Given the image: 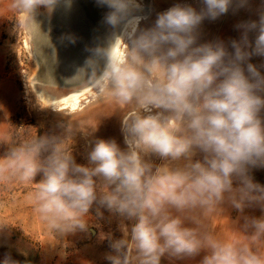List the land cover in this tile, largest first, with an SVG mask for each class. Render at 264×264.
I'll return each instance as SVG.
<instances>
[{
	"label": "clouds",
	"instance_id": "9594fccd",
	"mask_svg": "<svg viewBox=\"0 0 264 264\" xmlns=\"http://www.w3.org/2000/svg\"><path fill=\"white\" fill-rule=\"evenodd\" d=\"M96 2L107 8L106 34L86 49L71 79L87 78L94 100L123 110L124 147L95 139L86 163H77L71 128L33 136L0 155V185H34V213L60 236L99 229L92 210L96 220L106 210L122 233L118 239L98 234L108 242V264L201 254L198 264H264V185L251 174L264 168V73L250 62L264 57V12L239 24L240 38L226 45L200 43V27L247 0H200L199 9L176 3L150 26H142L141 0ZM57 3L13 0L11 6L24 19ZM226 207L243 220L240 231L209 226ZM246 209L261 215H245ZM8 229L0 217L2 264H20Z\"/></svg>",
	"mask_w": 264,
	"mask_h": 264
},
{
	"label": "rangeland",
	"instance_id": "374dc122",
	"mask_svg": "<svg viewBox=\"0 0 264 264\" xmlns=\"http://www.w3.org/2000/svg\"><path fill=\"white\" fill-rule=\"evenodd\" d=\"M12 2L0 0V155L33 136H59L69 128L72 129L71 146L77 163H86L84 153L95 139H115L124 147L123 110L114 104L94 100L87 78L71 79L87 57L86 49L93 47L97 38L105 36L103 17L107 8L99 6L96 0H58L53 9L39 7L21 19L22 14L11 6ZM141 2L146 15L142 26H150L157 13L176 3H189L197 9L201 6L200 0ZM62 6L81 9L84 22L80 23L85 24V27L81 26L82 32H77V37L83 39L82 44L74 52L77 55L85 50L81 59L71 64L73 68L68 69L70 75L67 77L59 72L63 65L62 52L55 45L64 31L61 21L56 19ZM261 12H264V0H247L244 7L234 6L215 20L206 19L199 30V42L221 40L230 45L232 40L240 38L237 26L258 19ZM70 23L77 25V18L71 19ZM43 26H46L50 40L41 39ZM69 51H73L72 48ZM69 51L67 49V53ZM250 62L264 73V57L254 56ZM76 93L83 95L82 107L72 110L64 99ZM251 174L256 182L264 185V168L253 169ZM33 188L34 185L19 183L0 185V217L8 221L10 241L22 253L13 249V258L20 264H108L104 259L110 251L108 242L98 240V234L100 231L111 232L113 238H121L118 219L110 218V214L102 209L104 218L96 220L93 208L92 222L98 223L99 229L93 227L90 233L77 232L66 237L49 232L29 202ZM5 251L6 248L0 247V264ZM162 264L176 263L163 259Z\"/></svg>",
	"mask_w": 264,
	"mask_h": 264
},
{
	"label": "bare ground",
	"instance_id": "6f19581e",
	"mask_svg": "<svg viewBox=\"0 0 264 264\" xmlns=\"http://www.w3.org/2000/svg\"><path fill=\"white\" fill-rule=\"evenodd\" d=\"M81 10V9H80ZM77 10L73 8H65V7H60L58 9V15H57V20L61 21L62 27H63V35L61 38H59L57 41H55L56 48L59 52H62V63L64 65L61 66L59 72L63 74L64 77H67L70 75V72L68 71L69 68L71 67V64L74 62V60H80L81 55L83 54L85 48L83 49V52H74L76 49L79 50V46L81 45L82 40H80L77 37V32H82L83 29H81V26L83 25L80 22H84L83 20V13L82 10ZM77 18V25L71 26V19ZM85 27V24L83 25ZM85 29V28H84ZM42 30H44V34H40L41 39L44 41L50 40V36L47 33V28L46 26L42 27ZM39 33V32H38ZM74 40V42H72ZM77 46V47H76ZM72 48L73 51H69ZM76 48V49H75ZM82 48V47H80ZM67 49L69 53H67ZM75 49V50H74ZM61 54V53H60ZM75 56V57H74ZM80 93V92H79ZM79 93L72 94L71 96H67L64 101L66 102L67 106L71 108L72 110H76L82 107V97L83 95H80Z\"/></svg>",
	"mask_w": 264,
	"mask_h": 264
},
{
	"label": "crops",
	"instance_id": "0c3cea01",
	"mask_svg": "<svg viewBox=\"0 0 264 264\" xmlns=\"http://www.w3.org/2000/svg\"><path fill=\"white\" fill-rule=\"evenodd\" d=\"M245 215H255L259 217L261 212L259 209H246ZM243 220L240 218L236 210L231 208H225L218 218L215 219L214 223L209 222L210 227H214L217 232L231 233L233 231H240L242 229ZM201 256L195 257L194 259L188 260H175L176 264H198V261L202 258Z\"/></svg>",
	"mask_w": 264,
	"mask_h": 264
}]
</instances>
